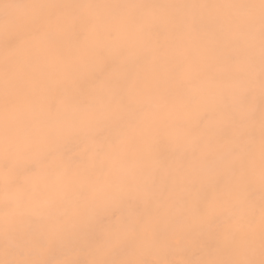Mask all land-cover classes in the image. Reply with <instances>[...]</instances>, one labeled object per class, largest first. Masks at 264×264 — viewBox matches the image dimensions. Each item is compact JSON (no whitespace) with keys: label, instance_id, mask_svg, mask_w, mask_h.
I'll list each match as a JSON object with an SVG mask.
<instances>
[{"label":"bare ground","instance_id":"obj_1","mask_svg":"<svg viewBox=\"0 0 264 264\" xmlns=\"http://www.w3.org/2000/svg\"><path fill=\"white\" fill-rule=\"evenodd\" d=\"M261 16L260 0H0V261L258 264ZM6 126L30 147L6 153Z\"/></svg>","mask_w":264,"mask_h":264},{"label":"snow or ice","instance_id":"obj_2","mask_svg":"<svg viewBox=\"0 0 264 264\" xmlns=\"http://www.w3.org/2000/svg\"><path fill=\"white\" fill-rule=\"evenodd\" d=\"M260 7L262 16L261 19L264 21V0H260ZM6 88L11 87V80L6 79ZM5 105L6 108L13 107V101L11 98L6 94L5 97ZM77 132H83L84 135H91L90 130H81L79 128L75 129ZM30 147V145L26 142L21 140L14 130L11 128V126H6L4 130V142H3V149L6 153H12L15 151L22 150L24 148ZM119 192V189H116L114 192L108 193V195H115ZM142 222V218L134 219L127 225V232L130 236H134L140 226V223ZM42 246H45L42 243ZM262 259L258 262V264H264V243H262V251H261ZM0 264H48L47 261H41V262H25V261H0ZM57 264H61V262H57ZM62 264H77V262L74 261H65L62 262ZM91 264H109L108 261H92ZM121 264H136V262L133 261H122ZM213 264H224V262H213ZM234 264H257L254 260H244V261H238L234 262Z\"/></svg>","mask_w":264,"mask_h":264}]
</instances>
